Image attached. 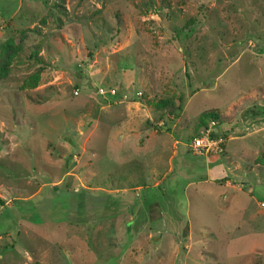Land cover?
Returning <instances> with one entry per match:
<instances>
[{
	"label": "rangeland",
	"instance_id": "1",
	"mask_svg": "<svg viewBox=\"0 0 264 264\" xmlns=\"http://www.w3.org/2000/svg\"><path fill=\"white\" fill-rule=\"evenodd\" d=\"M261 202L264 0H0V264H264Z\"/></svg>",
	"mask_w": 264,
	"mask_h": 264
},
{
	"label": "built area",
	"instance_id": "2",
	"mask_svg": "<svg viewBox=\"0 0 264 264\" xmlns=\"http://www.w3.org/2000/svg\"><path fill=\"white\" fill-rule=\"evenodd\" d=\"M75 95H78V91H74ZM96 94L102 98H113L116 96L117 91L111 87H97ZM217 122L210 121L207 128L201 131L198 135L194 136L189 143V150L193 155H210L213 153H219L223 149L225 138L222 136L213 137L216 133ZM261 208H264V202L260 203Z\"/></svg>",
	"mask_w": 264,
	"mask_h": 264
},
{
	"label": "trees",
	"instance_id": "3",
	"mask_svg": "<svg viewBox=\"0 0 264 264\" xmlns=\"http://www.w3.org/2000/svg\"><path fill=\"white\" fill-rule=\"evenodd\" d=\"M180 104H181V106L184 104V100L181 98L180 99ZM212 118H216L214 115L212 116ZM211 121H216V120H211ZM217 122V121H216ZM217 125H218V122H217ZM216 125V126H217ZM207 126H208V124L207 125H205L204 127H203V130H205L206 128H207ZM167 131H169V129H167ZM224 134H225V132L224 133H222V132H217L216 131V133L215 134H213V137H217V136H222V137H224Z\"/></svg>",
	"mask_w": 264,
	"mask_h": 264
}]
</instances>
